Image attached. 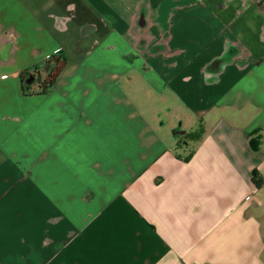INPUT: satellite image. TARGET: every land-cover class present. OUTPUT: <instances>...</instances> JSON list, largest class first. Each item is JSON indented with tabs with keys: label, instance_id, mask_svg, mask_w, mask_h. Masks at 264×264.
<instances>
[{
	"label": "crops",
	"instance_id": "0c3cea01",
	"mask_svg": "<svg viewBox=\"0 0 264 264\" xmlns=\"http://www.w3.org/2000/svg\"><path fill=\"white\" fill-rule=\"evenodd\" d=\"M0 264H264V0H0Z\"/></svg>",
	"mask_w": 264,
	"mask_h": 264
},
{
	"label": "trees",
	"instance_id": "16d2710c",
	"mask_svg": "<svg viewBox=\"0 0 264 264\" xmlns=\"http://www.w3.org/2000/svg\"><path fill=\"white\" fill-rule=\"evenodd\" d=\"M66 59L60 53L52 54L49 58L45 60L43 66L35 65L32 70L24 69L20 72L21 79L23 81V85L27 87L28 85V76L34 72L40 74L39 76V91H45L49 86L53 84L63 65L65 64ZM46 69V70H45ZM45 70V71H44ZM43 71V73H42ZM203 126L200 124L198 127L194 129H190L185 132L184 136L187 138L196 139L201 136L203 132ZM256 131V130H254ZM249 143L251 147H257V137L256 135H250ZM190 155L186 154L184 157L188 158ZM252 178L256 185H260L262 182V178L258 176L257 170L255 168L252 169Z\"/></svg>",
	"mask_w": 264,
	"mask_h": 264
},
{
	"label": "water",
	"instance_id": "95a60500",
	"mask_svg": "<svg viewBox=\"0 0 264 264\" xmlns=\"http://www.w3.org/2000/svg\"><path fill=\"white\" fill-rule=\"evenodd\" d=\"M34 76H35L34 73L30 74V75L28 76L27 80L30 81L32 78H34ZM36 76L39 77L40 74L37 73Z\"/></svg>",
	"mask_w": 264,
	"mask_h": 264
},
{
	"label": "rangeland",
	"instance_id": "374dc122",
	"mask_svg": "<svg viewBox=\"0 0 264 264\" xmlns=\"http://www.w3.org/2000/svg\"><path fill=\"white\" fill-rule=\"evenodd\" d=\"M34 73H36V72H34Z\"/></svg>",
	"mask_w": 264,
	"mask_h": 264
}]
</instances>
